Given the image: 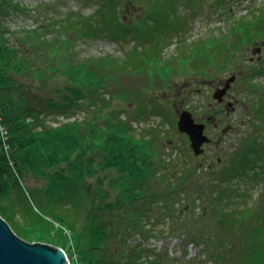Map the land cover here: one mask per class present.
Listing matches in <instances>:
<instances>
[{
    "label": "trees",
    "instance_id": "trees-1",
    "mask_svg": "<svg viewBox=\"0 0 264 264\" xmlns=\"http://www.w3.org/2000/svg\"><path fill=\"white\" fill-rule=\"evenodd\" d=\"M21 5L0 0V217L14 231L18 205L31 222L57 225L68 249L51 247L61 248L73 264H162L147 240L176 230L179 205L189 214L193 208L181 178L161 172L156 139L138 137L133 113L108 106L113 98L130 97L116 85V71L139 69L110 58L78 60L38 27L11 29L10 17L28 13ZM99 12L109 20L106 9ZM90 21L79 20L83 35L93 33ZM59 118L67 121L56 124ZM238 165L229 159L217 180L233 183ZM28 177L44 185L25 191L22 180ZM211 213L224 239L215 241L203 230L183 233L207 263L236 264L242 256L239 264H264V204L248 225L237 224L239 211L228 207ZM159 217L172 221L171 227L163 229ZM237 237L245 240L235 249L238 257L230 243Z\"/></svg>",
    "mask_w": 264,
    "mask_h": 264
},
{
    "label": "rangeland",
    "instance_id": "rangeland-1",
    "mask_svg": "<svg viewBox=\"0 0 264 264\" xmlns=\"http://www.w3.org/2000/svg\"><path fill=\"white\" fill-rule=\"evenodd\" d=\"M18 2L28 13L10 17L11 29L38 27L42 35L63 41L78 60L110 58L115 64L139 69L116 71V85L130 97L113 98L108 106L121 114L133 113L138 137L156 139L164 157L156 158L161 172L181 178L193 208L189 214L179 205L176 230L147 240L146 246L161 254L162 264H209L204 251L189 245L183 233L203 230L221 241L225 237L212 209L239 211L236 223L248 225L258 219V208L264 204V0ZM104 3H108L105 8ZM103 9L111 13L109 20L99 16ZM82 19L92 21V34L81 33ZM133 50L137 59L132 61ZM197 57L200 60L193 63ZM231 76L235 82L218 104L212 94ZM183 110L206 125L205 135L211 139L199 156H194L187 136L176 128ZM60 121L67 120L59 118L55 123ZM229 159L238 161L240 175L226 185L217 179ZM22 182L25 191L44 185L31 177ZM15 207L13 229L18 235L50 247L59 244L67 252L57 225L43 219L31 222L30 215ZM159 221L165 230L172 225L169 219L159 217ZM244 237L230 241L236 257L235 249L240 250ZM236 260L239 264L242 256Z\"/></svg>",
    "mask_w": 264,
    "mask_h": 264
},
{
    "label": "water",
    "instance_id": "water-1",
    "mask_svg": "<svg viewBox=\"0 0 264 264\" xmlns=\"http://www.w3.org/2000/svg\"><path fill=\"white\" fill-rule=\"evenodd\" d=\"M259 51V50H258ZM236 77L231 76L223 87L217 88L212 99L218 104L224 102L228 90ZM176 128L187 136L194 156L203 153V145L211 139L205 135L206 125L195 122L191 112L183 110L178 117ZM0 264H69L66 255L59 248L40 243H27L18 238L10 226L0 217Z\"/></svg>",
    "mask_w": 264,
    "mask_h": 264
},
{
    "label": "built area",
    "instance_id": "built-area-1",
    "mask_svg": "<svg viewBox=\"0 0 264 264\" xmlns=\"http://www.w3.org/2000/svg\"><path fill=\"white\" fill-rule=\"evenodd\" d=\"M1 132H2V129H1ZM2 135H3V133H2Z\"/></svg>",
    "mask_w": 264,
    "mask_h": 264
}]
</instances>
